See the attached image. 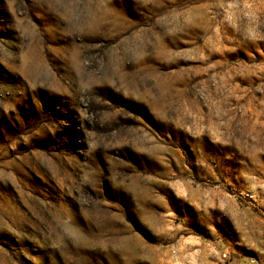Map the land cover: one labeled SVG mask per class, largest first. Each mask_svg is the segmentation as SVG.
Listing matches in <instances>:
<instances>
[{"label": "rangeland", "instance_id": "1", "mask_svg": "<svg viewBox=\"0 0 264 264\" xmlns=\"http://www.w3.org/2000/svg\"><path fill=\"white\" fill-rule=\"evenodd\" d=\"M0 264H264V0H0Z\"/></svg>", "mask_w": 264, "mask_h": 264}]
</instances>
